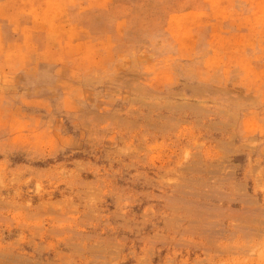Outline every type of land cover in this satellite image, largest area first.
Wrapping results in <instances>:
<instances>
[{"label": "rangeland", "instance_id": "obj_1", "mask_svg": "<svg viewBox=\"0 0 264 264\" xmlns=\"http://www.w3.org/2000/svg\"><path fill=\"white\" fill-rule=\"evenodd\" d=\"M0 264H264V0H0Z\"/></svg>", "mask_w": 264, "mask_h": 264}, {"label": "bare ground", "instance_id": "obj_2", "mask_svg": "<svg viewBox=\"0 0 264 264\" xmlns=\"http://www.w3.org/2000/svg\"><path fill=\"white\" fill-rule=\"evenodd\" d=\"M201 221V220H200Z\"/></svg>", "mask_w": 264, "mask_h": 264}]
</instances>
